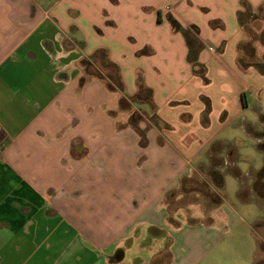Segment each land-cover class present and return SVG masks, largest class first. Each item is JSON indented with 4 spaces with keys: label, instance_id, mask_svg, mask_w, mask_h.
<instances>
[{
    "label": "crops",
    "instance_id": "obj_1",
    "mask_svg": "<svg viewBox=\"0 0 264 264\" xmlns=\"http://www.w3.org/2000/svg\"><path fill=\"white\" fill-rule=\"evenodd\" d=\"M242 141L264 155V0H0V264L257 260ZM196 180L220 200L174 227Z\"/></svg>",
    "mask_w": 264,
    "mask_h": 264
},
{
    "label": "rangeland",
    "instance_id": "obj_2",
    "mask_svg": "<svg viewBox=\"0 0 264 264\" xmlns=\"http://www.w3.org/2000/svg\"><path fill=\"white\" fill-rule=\"evenodd\" d=\"M256 45L259 44H255V46ZM257 62L259 64L261 63L258 60ZM142 114L144 115L145 113H139L138 117H142ZM241 144L240 146L243 149L240 151L242 160L239 162L238 167L243 175H245V180L250 182L252 178L251 172L258 171L262 167L264 163V155L258 152L254 147L252 148L247 142L242 141ZM195 182L197 183L194 184L190 182L186 189L182 187V189L170 194L167 198V209L169 213L168 220L174 227L181 226L184 222L191 224L201 221L205 222L206 219L211 216L213 208L220 200L218 194L209 191V187L207 188L206 184L207 181L205 182L204 180H201V182L198 183V180H196ZM238 187V182L233 175H225L222 197L225 198L224 200H226L228 204L236 206L241 213L245 214L242 209L244 208V205H241V202L237 198ZM247 207L251 213L245 214V216L253 215L254 217H259V221L254 225L255 239H253L255 251L257 249L258 253V259L256 260L253 257L251 259L249 255L245 258L246 255H243L242 264H264V206L259 208V205L253 203ZM241 250L242 252H245L244 248ZM146 256L145 259L148 260L149 255ZM128 258H133V256H126V260L123 263L118 264H127ZM222 260L223 263L221 264H229L232 262L229 256L224 257Z\"/></svg>",
    "mask_w": 264,
    "mask_h": 264
},
{
    "label": "trees",
    "instance_id": "obj_3",
    "mask_svg": "<svg viewBox=\"0 0 264 264\" xmlns=\"http://www.w3.org/2000/svg\"><path fill=\"white\" fill-rule=\"evenodd\" d=\"M104 64H105L104 66H107V67L110 66V64H109L108 62H106V63H104ZM113 83H114L115 85L118 84V82L116 83V82H114V81H113ZM142 91H143V90H141V93H142ZM219 179L221 180V176H219Z\"/></svg>",
    "mask_w": 264,
    "mask_h": 264
}]
</instances>
